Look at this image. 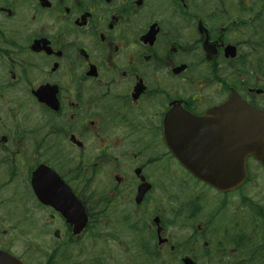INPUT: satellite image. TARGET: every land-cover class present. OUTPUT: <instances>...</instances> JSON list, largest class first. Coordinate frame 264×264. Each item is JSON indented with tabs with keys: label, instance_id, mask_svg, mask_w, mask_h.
<instances>
[{
	"label": "flooded vegetation",
	"instance_id": "af4514ba",
	"mask_svg": "<svg viewBox=\"0 0 264 264\" xmlns=\"http://www.w3.org/2000/svg\"><path fill=\"white\" fill-rule=\"evenodd\" d=\"M234 93L264 111V0H0V255L264 264L262 164L219 191L166 138Z\"/></svg>",
	"mask_w": 264,
	"mask_h": 264
},
{
	"label": "water",
	"instance_id": "95a60500",
	"mask_svg": "<svg viewBox=\"0 0 264 264\" xmlns=\"http://www.w3.org/2000/svg\"><path fill=\"white\" fill-rule=\"evenodd\" d=\"M181 121V134L166 135L172 153L193 175L218 190H232L244 181L247 156L264 167V111L253 110L237 94L213 108L208 117L183 115ZM81 218L83 226L86 218ZM0 264L23 263L5 254L0 255Z\"/></svg>",
	"mask_w": 264,
	"mask_h": 264
},
{
	"label": "rangeland",
	"instance_id": "374dc122",
	"mask_svg": "<svg viewBox=\"0 0 264 264\" xmlns=\"http://www.w3.org/2000/svg\"><path fill=\"white\" fill-rule=\"evenodd\" d=\"M170 166L172 167H175L176 169H177V171L179 172V170H178V168L174 165V162H170ZM249 166H251L252 167V169H253V164H252V161H250V165ZM244 190H246V189H244ZM246 192V191H245ZM225 214V213H224ZM219 215H222L221 213L219 214ZM220 219V218H219ZM219 219H217V222L215 223V224H212V225H210L209 227H230V225H231V223H228V220L227 219H224V221H221V222H219L218 220ZM194 227H196V225L194 226ZM174 231L176 232V233H178L177 231V229L175 228L174 229ZM88 238H86V240H87ZM86 251L87 252H89V250H88V248H86ZM89 256H90V253L88 254ZM175 262V261H174Z\"/></svg>",
	"mask_w": 264,
	"mask_h": 264
}]
</instances>
